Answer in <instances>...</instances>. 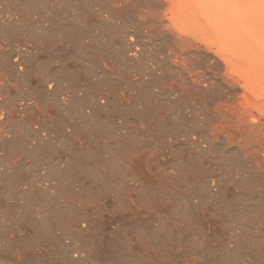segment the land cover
I'll return each mask as SVG.
<instances>
[{
	"label": "rangeland",
	"instance_id": "rangeland-1",
	"mask_svg": "<svg viewBox=\"0 0 264 264\" xmlns=\"http://www.w3.org/2000/svg\"><path fill=\"white\" fill-rule=\"evenodd\" d=\"M6 1H10L11 3H6ZM27 1H0V106L2 107H0V114L2 112L1 115H4L3 119L6 114L8 115L6 117L9 119L6 118L4 120L6 121L5 123H7V132H11L9 129L12 128L11 133L14 134L15 137L16 134L18 136L15 138L17 142L14 143L16 144L14 148L16 147L15 149L17 150L13 151L10 148L12 151L8 149L9 156H2L3 159L2 157L0 158V163H6L3 164V167L5 165V167L9 166L8 164H12L15 160L18 161L16 167H12L13 170L15 169L14 171L9 169L8 172L10 174L7 175L6 180V174L4 175L5 177H0V184L1 186L2 183L4 185L3 187L0 186V192L2 191V195L0 193V223L2 224H0V229L3 228L0 230V237L2 236L1 238H4L2 239L3 241L0 239V242H2V245L4 244V247L7 246L3 251H0V255H2L3 258L7 257V259H13L14 262L16 261V264H49L51 262L53 264H63L64 262V264H69L70 262L73 264H243L244 259L242 257L244 256H242L243 254H241V252L244 251V255L246 254V250L243 249L245 244H264V241H261L262 237L264 238V162L261 163L262 166L259 169L256 160H246L238 151L237 153L235 150L233 152V149L229 147V149L232 150L230 151L226 148L227 145L225 146L224 140L222 142L219 141V143L214 142L215 144L213 141H210L211 143L209 144L212 146H208L209 139L211 138V130H209V128L212 129L211 125L214 124L216 126L221 122L220 118H216L215 116L217 115L210 111L214 110L213 108L216 107L217 103L219 104L222 100L227 98L225 93L228 94V91H226L223 86L215 84L211 90L204 91L203 94L201 93L203 91H199L200 93L197 91L199 94H196V90L189 85V81L190 71L195 70L196 73L204 74L209 68L212 69L213 67V69H217L214 65L212 67L210 66L213 63L209 56L215 55L213 50L204 48L206 51L205 53H201V55L192 54L188 60V64L190 65L189 67H191L192 64L195 63L194 66L188 69L186 71L187 73L185 71L182 72L184 69L180 71L178 68L176 69V66H173V64L167 61L169 60L167 56L169 57L173 49L172 39L167 36L164 37L162 34L159 35L160 32H157V30H155V33L150 28V31L147 25L146 28H144L145 26H141L143 24H138L133 12H124L121 16L114 17L113 19L110 12L108 13L109 8L111 7L110 10H113L115 6L112 0H92L93 2H91V0H70L71 2L69 0H49V2L48 0H40L43 1L40 3L39 0ZM63 1L66 4H64L65 6L70 4L71 6L76 4V6L74 5L72 9H70L71 6H67L65 9L68 10L65 12L63 8L65 6H60L61 3H64ZM97 1L98 4L96 3ZM50 2L54 8L51 7ZM78 3L80 4L78 5ZM10 4L13 5L11 6ZM48 4L52 8H50L51 10L54 9V12L59 8L55 14L49 9V6L47 7ZM55 5L58 8H56ZM3 6H6L8 10ZM104 6L106 10V7H109L107 11L103 10ZM59 10L63 11V13H61V11L57 13ZM13 11L15 14H11ZM68 11L71 12V14ZM101 13H103V16H106L102 17V15H100ZM57 14H62V17H65L64 14H67L70 17L68 18V16H66L67 20H63L64 18L59 19L61 16H56ZM18 15H23L24 17ZM52 15L55 16L54 18L58 17V19L56 18L58 20L57 22L56 19L52 21ZM1 17H5V19H1ZM31 17L33 20H31ZM41 17L42 19H40ZM49 18L50 20H47ZM71 18L74 19L70 20ZM21 20L23 22H21ZM42 20H45L46 23ZM68 20H70L69 24L73 26V30L68 32L70 34L67 35L66 33V35H64L61 31L59 33L52 28L53 22L59 23L61 21L62 23L60 22L59 24L65 25L68 24ZM78 21L80 22L78 23ZM48 22L52 25L50 26ZM74 23L78 25L76 26ZM103 24L105 25L102 26ZM123 26L127 27L121 29ZM74 27H76L77 31ZM105 28H108V30ZM92 31H94V35L98 33L95 35L97 36L95 39L98 42L94 40L95 36ZM73 32L77 36H75ZM5 35L7 36L4 37ZM123 35L125 36V40L127 39L126 43L129 44L128 46L124 44ZM153 38H155V41ZM159 39H162V42ZM99 40L102 41L99 42ZM130 41L132 44L135 42L134 46ZM158 43H160V45ZM94 45H96V47H92ZM130 45L133 47V50L128 48L131 47ZM104 47L106 49H104ZM137 52H139V54ZM203 56L207 58V60ZM97 59L99 61H97ZM192 68H194V70ZM211 69L209 70L212 72L213 70ZM209 70L207 73H211ZM153 78L157 79L154 80ZM169 84H173L175 87L181 86L182 91L179 92L180 95L178 92H175V94H173V92L170 93L173 85ZM145 85L147 88H145ZM167 85L170 86V88ZM186 90L189 91L186 93ZM215 90H217L216 94H214ZM220 90H222V92H220ZM206 93L210 98H207L208 95ZM95 94L97 97H94L96 96ZM204 94L205 96L203 97ZM219 97L221 99H219ZM5 112L6 114H3ZM84 113H90V117L87 114L83 116ZM10 119L11 121H9ZM71 124L74 125L72 126ZM202 125L203 128L201 127ZM122 140H124V143H122ZM222 143H224V145ZM25 144L27 146H25ZM36 144L38 148L35 147ZM110 144H114L115 146H109ZM78 147L79 151L76 150ZM30 151L32 152L30 153ZM135 151L136 154H134ZM128 152L132 154H128ZM99 153L102 155L99 156ZM137 153L139 156L142 155L144 157L137 156ZM0 154L4 155L3 151L0 150ZM103 155L105 157H103ZM127 155H132L131 157L135 158V162L137 163L133 162L134 167L132 166L130 168L129 166L128 168ZM75 156L78 157L76 158ZM88 156H90V158ZM111 156L114 157V159ZM22 157L25 159H22ZM119 157H122V159ZM7 158L9 160L11 158L12 162H8L9 160ZM29 158L35 159L29 160ZM70 158H72V160H70ZM79 158L82 160L83 165L79 163L81 166L79 165L78 167L77 162H79ZM109 158L110 160L112 158L111 162L108 161ZM115 158L117 159L115 160ZM38 161L40 167H36V165H39ZM116 161H118V163ZM138 161H140V163H138ZM69 162L74 163L75 167L72 166L71 163V165H69ZM61 163L68 165L69 170L66 168V165ZM114 163L118 166H114ZM120 163H123V165ZM18 165H22L21 167L19 166L21 169ZM30 165L31 167H29ZM83 166H86V170ZM109 166L110 168L112 167L113 170L112 168L110 169ZM81 167L83 171L80 169ZM87 167H90L91 170L88 169L87 171ZM65 168L66 170H64ZM122 168L125 169L123 170ZM52 169H54V171ZM75 169L77 170L75 171ZM127 169H130L131 173L134 169V175L133 173H129L130 170L127 172ZM136 169L137 171H135ZM67 170L69 173H72L73 176L68 172H64ZM96 170L99 171L97 172ZM117 170L118 172H116ZM27 171H29L30 177ZM124 171H126V173H124ZM257 171H259L260 174ZM56 172L57 174L55 175ZM107 173L109 175L110 173L112 174L109 176ZM85 175L88 176L85 177ZM129 175L131 177H128ZM243 175L244 179L247 178L246 180L241 179ZM8 176H10V179L16 177L17 184L25 190L27 188H29L28 191L32 190V195L38 197L36 199L39 201V204L43 199L47 200L48 198H53L54 202H61L62 206L67 202L65 205L67 206L69 204V207L66 208L65 206L63 208L66 209L62 208V212H59L62 214L65 213V210L67 211L69 209V211L66 212L67 215L64 214L66 215L64 216L65 218H62L63 215L57 213L61 217L55 214V217H59V219L57 217L56 220L54 219L53 213H51L53 217L50 216L51 214H47L50 217L49 219H53V221L56 220L54 222L52 221L53 223H49L48 221H51L49 219L46 222L43 219L39 220V217L42 218V216H40V214H35L38 212V207L36 209L34 208L35 206L30 207V204H27L26 208L28 211L24 209L26 205L25 199L23 200L21 197V201L20 198H18L20 196H8V191L11 189L10 183L12 182V180H8ZM115 176L116 178H114ZM57 177L62 179L63 183L60 182ZM74 177L78 179L79 182L74 180ZM1 178L4 179V181ZM70 178L72 179L70 180ZM97 178H100L99 181ZM36 180L38 183H36ZM237 180L239 182H237ZM5 181L8 182L6 183ZM57 181L59 183H57ZM102 181L104 183H102ZM4 182L6 184H4ZM41 183L43 185H48L49 191L46 192L48 195L44 193V190L42 191L39 188V185L42 188ZM67 183L70 184L68 185ZM114 183L116 185H114ZM251 183L255 185L254 188L251 186L253 185ZM51 184L54 185L52 186ZM59 184H62L64 187H61L62 185L60 186ZM250 186L255 192L261 191L257 192L258 198L254 199V196L251 195L250 189L252 188ZM55 187L56 190H53ZM33 188L36 189L33 190ZM246 189L250 193H247ZM241 190L243 193H241ZM35 191L37 194H35ZM76 192H78L81 197ZM67 193L69 194L68 196ZM245 193L247 197H245L246 195L244 196ZM258 193L259 195L260 193L263 194L261 195L262 197L259 196ZM237 194L241 195V197ZM5 195L7 198L4 197ZM51 195H55L58 198ZM39 196L42 197L39 198ZM54 198L58 200L55 201ZM251 198H253L252 200H254V202H252ZM7 199L9 201H7ZM41 199L42 201L40 202ZM244 200H248L249 202L246 201L245 205ZM80 202L82 204H80ZM9 203L10 206L8 205ZM250 203L253 205H248ZM73 205L74 209L77 211L73 209ZM84 205L86 207H84ZM79 206H83V209ZM78 208H80V210L82 209V212ZM29 210L33 211V213ZM23 212H25L26 216H28L27 212L29 215L32 214L30 218L29 216L27 217L30 220L27 218L24 219L26 216L22 215ZM70 212L74 213V215H71L72 213ZM79 214L81 216H79ZM70 215L71 217H69ZM76 215L77 217H75ZM32 216L38 219H34V224L33 222H31L32 224L29 222L31 225L29 223L27 224L28 221H32ZM83 216L85 218H83ZM72 217L75 219L73 220ZM77 219L80 225L75 228L73 225ZM79 219H83V222ZM16 221L18 223H16ZM64 221L68 222L70 225L68 223L65 225ZM36 223H38V225L39 223L40 225L45 223L46 227L44 228H46V231L44 229H38ZM48 223L51 225L49 229L47 226ZM85 224L87 226L89 225L88 229ZM40 225V228L45 226L44 224L43 226ZM56 225L57 227L55 228ZM84 227L86 229H84ZM19 228L21 229L19 230ZM31 228L32 230L30 231ZM16 230L17 232H15ZM69 230L72 231L70 232ZM79 230H81V232L83 231V234ZM57 232L58 234L55 236ZM77 232H80L82 235ZM236 233L238 237L245 238L249 241L247 242L245 239L244 241L242 238H238L237 235H235ZM14 234L18 235L15 236ZM240 234L242 236H239ZM45 235L48 237L46 238ZM52 235H54L53 237L55 239L51 237ZM68 235L73 238H65V236L68 237ZM257 236L259 238H257ZM37 237L40 238V241ZM31 238L34 240H31ZM81 238L86 242L81 240ZM235 238L239 239V242H244V244H239V254L231 255ZM251 238H254V241ZM60 239H63V242ZM237 239L235 240V244ZM241 239L242 241H240ZM35 240L38 242L35 243ZM69 240L71 241L69 242ZM80 241L82 243H80ZM85 243L88 245L86 246ZM69 244H71V247ZM79 245L83 247H79ZM57 246L62 247L58 249ZM84 246L88 249L86 250ZM81 248L86 251H80ZM58 250L61 251L59 252ZM70 250L73 251V254H71L72 252ZM239 250L241 251L239 252ZM65 252L67 254L71 252V255L79 252L80 255H84L83 257H85L88 262L76 263L77 261L74 260L69 261L67 260L68 258H66L68 255H66ZM13 253L16 255L14 256ZM230 256H233L232 259ZM48 260L49 262H47ZM18 261L20 262L18 263Z\"/></svg>",
	"mask_w": 264,
	"mask_h": 264
},
{
	"label": "bare ground",
	"instance_id": "bare-ground-1",
	"mask_svg": "<svg viewBox=\"0 0 264 264\" xmlns=\"http://www.w3.org/2000/svg\"><path fill=\"white\" fill-rule=\"evenodd\" d=\"M1 2H2V0H0ZM27 1V0H26ZM34 1V0H33ZM32 1V2H33ZM37 1V0H36ZM51 1V0H50ZM58 1H60V0H58ZM57 1V2H58ZM66 1V0H65ZM68 1V0H67ZM70 1V0H69ZM71 1H73V0H71ZM70 1V2H71ZM113 1V3H114V9L113 10H110V8L109 7H106L107 8V10H108V8H109V10H108V13L110 12V15L112 16V18L114 19V17L116 18V17H118V16H121L124 12H133L134 14H135V18H136V21L138 22V24L140 23V24H143V25H141V26H145L144 28H146V25H147V27L149 28V30H150V28H151V30H153V32H155L156 33V31L155 30H157V32H160L159 33V35H163L164 37L165 36H167V37H169V38H171L172 39V41L171 42H173V49H172V52H171V54L169 55V54H166V55H169V57L167 56V59H169V60H167V61H169L171 64H173V66H176V69L178 68L180 71H181V69L183 70L182 72H186L188 69H190L192 66H194V64H192V66L191 67H189L190 65L188 64V60H189V58L191 57V55L192 54H199V55H201V53H205L206 51H205V49L204 48H208V49H211V50H213V52H214V54L215 55H212V56H209V58L211 57V60H212V65H210L211 67L214 65L215 66V68H217V69H213V67H212V69L211 68H209V69H211V70H213L211 73H207V71L204 73V74H202V73H196L195 72V70H194V68H192L194 71H190V83H189V85H191L195 90H196V94L199 92V91H203V92H201L202 94L204 93V91H209V89L211 90L212 89V87H214V85L215 84H218V85H220V86H223L224 88H225V90L226 91H228V94L227 93H225L226 94V96H227V98L225 99V97H224V99L225 100H222V102L221 103H217L216 104V107L215 108H213L214 110H212V111H210V112H214V114L215 115H217V116H215L216 118L217 117H219L220 118V120H221V122H219V124H217L216 126L213 124V125H211L212 127V129H210L209 128V130H211V138L209 139V142H208V146H212V145H210L209 143H211L212 141H213V143L214 142H218L219 143V141L220 142H222L223 140L225 141V146L227 145V147L226 148H228L229 149V147H230V149H233V152H234V150H235V152L237 153V151L240 153V155L244 158V159H254V160H256L257 161V164H258V168L260 169V167L262 166V164L261 163H263L264 162V0H112ZM7 2H10V1H6V3ZM22 2V1H21ZM28 2V1H27ZM30 2V1H29ZM40 2H43V1H40L39 0V3ZM48 2H49V0H48ZM64 2V1H63ZM70 2H69V4H70ZM91 2H93L92 0H91ZM111 2V1H110ZM11 3V2H10ZM13 3H14V1H13ZM24 3V2H23ZM31 3V2H30ZM29 3V4H30ZM34 3V2H33ZM33 3H32V5H33ZM38 3V2H37ZM47 3V2H46ZM61 3V2H60ZM68 3V2H67ZM97 4H98V1L96 2ZM102 3V2H101ZM4 4V3H3ZM2 4V5H3ZM9 4V3H8ZM29 4H26V5H29ZM35 4V3H34ZM43 4H45V3H43ZM56 4V3H55ZM61 4H63V5H61ZM60 4V6H65L66 4H65V2L64 3H61ZM65 4V5H64ZM80 3H78V5H79ZM1 5V4H0ZM11 5V4H10ZM13 5V4H12ZM11 5V6H12ZM31 5V4H30ZM50 5H51V2H50ZM59 5V4H58ZM75 6H76V4H74ZM73 5V6H74ZM81 5H83V4H81ZM80 5V6H81ZM102 5V4H101ZM106 5V4H105ZM7 6H9V5H7ZM11 6H9V7H11ZM16 6V5H15ZM15 6H13V7H15ZM21 6V5H20ZM25 6V5H24ZM49 6V4L47 5V7ZM59 6V7H60ZM67 6H71V4L70 5H67ZM67 6H65V7H63L64 9L67 7ZM73 6H71V8L70 9H72V7ZM98 6V5H97ZM109 6V5H108ZM3 7H6V6H3ZM29 7V6H28ZM31 7V6H30ZM33 7V6H32ZM35 7H36V5H35ZM51 7H53L52 5H51ZM50 6H49V9L51 8ZM55 7L56 8H58L56 5H55ZM78 7V6H77ZM92 7H94V6H92ZM99 7V6H98ZM7 8V7H6ZM38 8H39V6H38ZM44 8V7H43ZM54 8V7H53ZM55 8V9H56ZM79 8V7H78ZM81 8V7H80ZM100 8H101V6H100ZM103 8V7H102ZM12 9V8H11ZM21 9V8H20ZM30 9V8H29ZM41 9V8H40ZM52 9V8H51ZM50 9V10H51ZM59 9V8H58ZM58 9H56V11L58 10ZM60 9H61V7H60ZM1 10H3V9H1ZM7 10H8V8H7ZM6 10V11H7ZM13 10V9H12ZM35 10V9H34ZM63 10V9H62ZM68 10V9H67ZM66 9H65V12L67 11ZM103 10H106L105 9V6H104V9ZM106 10V11H107ZM5 11V10H4ZM20 11V10H19ZM22 11H23V9H22ZM22 11H20V12H22ZM31 11V10H30ZM51 11H53L54 12V9L53 10H51ZM55 11V12H56ZM61 10H59L57 13H59ZM64 11V10H63ZM63 11H61V13H63ZM9 12H10V10H9ZM17 12V11H16ZM27 12V11H26ZM32 12V11H31ZM35 12H36V10H35ZM42 12V11H41ZM52 12V13H53ZM55 12L53 13V14H55ZM69 12V11H68ZM101 12V11H100ZM104 12V11H103ZM128 12V13H129ZM12 13H14V11L13 12H11V14ZM25 13V12H24ZM34 13V12H33ZM38 13V12H37ZM36 13V14H37ZM43 13V12H42ZM44 13H45V11H44ZM51 13V12H50ZM70 14H71V12H69ZM68 13V14H69ZM77 13H78V11H77ZM9 14V13H8ZM15 14V13H14ZM26 14V13H25ZM35 14V13H34ZM47 14H49V13H47ZM69 14V15H70ZM79 14V13H78ZM77 14V15H78ZM24 15V14H23ZM21 16V15H18V16H20V17H24V16ZM31 15V14H30ZM44 15V14H43ZM46 15V14H45ZM100 15H102V17H105V16H103V13H101ZM107 15H109V14H107ZM131 15V14H130ZM7 16V15H6ZM5 16V17H6ZM11 16H13V15H11ZM38 16V15H37ZM40 16H41V13H40ZM49 16V15H48ZM47 16V17H48ZM53 16V15H52ZM51 16V17H52ZM56 16H61V17H59V19H61V18H64L63 20H67V17L66 16H68L67 14L65 15L64 14V16L66 17H62V14H57ZM71 16V15H70ZM70 16H68V18L70 17ZM80 16V15H79ZM5 17H1V19H5ZM14 17V16H13ZM19 17V18H20ZM50 17V16H49ZM55 16H53V19H52V21L54 20V19H58V17H56V18H54ZM75 17H76V14H75ZM109 17V16H108ZM124 17V16H123ZM15 18V17H14ZM18 18V19H19ZM32 18V17H31ZM38 18H39V16H38ZM45 18V17H44ZM79 18V17H78ZM119 18H121V17H119ZM127 18V17H126ZM17 19V18H16ZM22 19V18H21ZM37 19V18H36ZM40 19H42V17L40 18ZM56 19V22L58 21ZM72 19H74V18H71L70 20H72ZM77 19V18H76ZM6 20H7V18H6ZM12 20V19H11ZM27 20V19H26ZM31 20H33V18L31 19ZM46 20V19H45ZM45 20H42V21H45ZM47 20H50V18L49 19H47ZM70 20H68L69 22H68V24H63V25H61V24H59V23H55V22H53L52 23V21H51V23L53 24H51L50 22H48L49 23V25L51 26H53L52 28H54V30L57 32H59L60 33V31H61V33H63L64 35H66V33H67V35L68 34H70V33H68L69 31L71 32V30H73V26L72 25H70L69 23H70ZM78 20V19H77ZM83 20V19H82ZM100 20H102V19H100ZM107 20V19H106ZM129 20V19H128ZM4 21V20H3ZM16 21H19V20H16ZM15 21V22H16ZM41 21V20H40ZM73 21H75V20H73ZM72 21V22H73ZM110 21V20H109ZM114 21V20H113ZM120 21V20H119ZM121 21H122V19H121ZM7 22V21H6ZM5 22V23H6ZM21 22H23L22 20H21ZM36 22V21H35ZM80 21H78V23H79ZM107 22V21H106ZM130 22V21H129ZM25 23V22H24ZM34 23V22H33ZM40 23H43V22H40ZM45 23H46V21H45ZM62 23V22H61ZM66 23V22H65ZM86 23H87V21H86ZM90 23V22H89ZM88 23V24H89ZM100 23V22H99ZM103 23V22H102ZM101 23V24H102ZM104 23H105V21H104ZM111 23H113V22H111ZM110 23V24H111ZM128 23V22H127ZM133 23V22H132ZM134 23H136V22H134ZM1 24H2V22H1ZM13 24V23H12ZM36 24H38V23H36ZM75 24V23H74ZM108 24V23H107ZM5 25H7V24H5ZM33 25V24H32ZM39 25V24H38ZM37 25V26H38ZM42 25V24H41ZM41 25H40V27H41ZM76 25V24H75ZM78 25V24H77ZM76 25V26H77ZM105 24H103L102 26H104ZM4 26V25H3ZM12 26V25H11ZM16 26V25H15ZM29 26V25H28ZM100 26V25H99ZM101 26V27H102ZM108 26V25H107ZM139 26V25H138ZM140 26V27H141ZM6 27V26H5ZM31 27V26H30ZM33 27V26H32ZM46 27H47V25H46ZM106 27V26H105ZM109 27V26H108ZM111 27V26H110ZM125 27H127V26H125ZM124 26L123 27H121V29L123 28H125ZM140 27H139V31H140ZM25 28V27H24ZM37 28V27H36ZM35 28V29H36ZM44 28H45V26H44ZM50 28V27H49ZM51 28V29H52ZM75 28V30H76V27H74ZM79 28V27H78ZM83 28V27H82ZM81 28V29H82ZM142 28V27H141ZM40 29H42V28H40ZM47 29V28H46ZM86 29V28H85ZM106 29V28H105ZM110 29V28H109ZM129 29V28H128ZM127 29V30H128ZM15 30V29H14ZM16 30H17V28H16ZM36 30H38V29H36ZM53 30V31H54ZM103 30H104V28H103ZM106 30H108V28L106 29ZM131 30V29H130ZM150 30V31H151ZM158 30H160V31H158ZM40 31V30H39ZM77 31V30H76ZM99 31V30H98ZM97 31V32H98ZM129 31V30H128ZM127 31V32H128ZM4 32V31H3ZM38 32V31H37ZM46 32V31H45ZM50 32H51V30H50ZM84 32H86V31H84ZM91 32V31H90ZM93 32V35H94V31H92ZM103 32V31H102ZM105 32V31H104ZM108 32V31H107ZM123 32V31H122ZM2 33V32H1ZM47 33V32H46ZM52 33V32H51ZM81 33H83V32H81ZM88 33V32H87ZM101 33V32H100ZM99 33V34H100ZM125 33V32H124ZM132 33H133V31H132ZM140 33V32H139ZM151 33V32H150ZM35 34V33H34ZM73 34L75 35V36H77L74 32H73ZM90 34V33H89ZM98 34V33H97ZM97 34H95V35H97ZM108 34H109V32H108ZM1 35V34H0ZM52 35H53V33H52ZM88 35V34H87ZM94 35V36H95ZM105 35V34H104ZM159 35H158V37H159ZM7 35H5L4 37H6ZM36 36H37V34H36ZM79 36V35H78ZM90 36V35H89ZM124 36V35H123ZM127 36H128V34H127ZM156 36V35H155ZM97 36H95L94 37V40H96L95 38H96ZM100 37H101V35H100ZM162 37V36H161ZM163 37V38H164ZM57 38H58V36H57ZM60 38V37H59ZM110 38V37H109ZM157 38V37H156ZM77 39V38H76ZM91 39V38H90ZM93 39V38H92ZM98 39H99V37H98ZM106 39V38H105ZM132 39V38H131ZM150 39V38H149ZM155 38H153V40H154ZM1 40V39H0ZM58 40V39H57ZM79 40V39H78ZM160 40V39H159ZM162 40V39H161ZM160 40V41H161ZM164 40V39H163ZM3 41V40H2ZM1 41V42H2ZM39 41V40H38ZM92 41V40H91ZM90 41V42H91ZM97 41V40H96ZM100 41H102V40H99V42ZM106 41V40H105ZM132 41V40H131ZM131 41H130V43H131ZM155 41V40H154ZM169 41V40H168ZM89 42V43H90ZM98 42V41H97ZM109 42V41H108ZM108 42H106V43H108ZM125 42V43H124ZM124 44H126V46H128L129 44L128 43H126L127 42V39L125 40V36H124ZM157 42V41H156ZM162 42V41H161ZM170 42V43H171ZM101 43H103V42H101ZM101 43H99V44H101ZM110 43V42H109ZM135 43V42H134ZM134 43L132 44L133 46H134ZM93 44V43H92ZM98 44V43H97ZM96 44V45H97ZM159 45H160V43H158ZM164 44V43H163ZM172 44V43H171ZM96 45H94V46H92V47H96ZM165 45V44H164ZM108 46V45H107ZM131 46V45H130ZM170 47V46H169ZM83 48V47H82ZM122 48V47H121ZM129 49H132L133 50V47L131 46V47H128ZM85 49V48H84ZM102 49H103V46H102ZM104 49H106L105 47H104ZM109 49V48H108ZM164 49V48H163ZM158 50H160V49H158ZM169 50V49H168ZM85 51H88V50H85ZM96 51V50H95ZM102 51H104V50H102ZM107 51V50H106ZM127 51H129V50H127ZM161 51V50H160ZM89 52V51H88ZM170 52V51H169ZM168 52V53H169ZM107 53V52H106ZM138 54H139V52H137ZM87 54H89V53H87ZM97 54V53H96ZM102 54V53H101ZM194 54V55H195ZM134 55H135V53H134ZM207 55H208V53H207ZM210 55V54H209ZM90 56V55H89ZM92 56V55H91ZM132 57V56H131ZM193 57V56H192ZM201 57V56H200ZM204 57V56H203ZM207 57V56H206ZM90 58V57H89ZM93 58V57H92ZM199 58V57H198ZM205 58V57H204ZM200 59V58H199ZM206 60H207V58H205ZM96 60V59H95ZM192 60V59H191ZM201 60V59H200ZM92 61V60H91ZM97 61H99L98 59H97ZM166 61V60H165ZM93 62H94V60H93ZM195 62V61H194ZM193 63V62H192ZM96 64H98V63H96ZM171 64H168V65H171ZM22 66V65H21ZM172 66V67H173ZM175 68V67H174ZM24 69V68H23ZM25 70H26V68H25ZM21 71H22V69H21ZM204 71V70H203ZM192 72H194V73H192ZM200 72H202V71H200ZM187 73V72H186ZM186 73H185V75H186ZM189 73V72H188ZM207 73V74H206ZM142 79V78H141ZM154 80H156L157 78H153ZM3 81V80H2ZM144 81H146V80H144ZM185 81V80H184ZM155 82V81H154ZM175 84V83H174ZM181 84V83H180ZM1 85V84H0ZM144 85V84H143ZM169 85H173V84H169ZM178 85V84H177ZM182 85V84H181ZM217 85V86H218ZM162 86V85H161ZM168 86V85H167ZM174 86V87H173ZM172 86V88H171V90H170V93H172L173 92V94H175V92L177 93L178 92V94L180 95V93L179 92H181L182 91V87L180 86V87H175V85H173ZM179 86V85H178ZM183 86V85H182ZM184 86H186V85H184ZM219 86V87H220ZM49 87V86H48ZM169 88H170V86H168ZM1 88V87H0ZM145 88H147L146 87V85H145ZM163 88V87H162ZM161 88V89H162ZM167 88V87H166ZM184 88V87H183ZM216 88H218V87H216ZM215 88V89H216ZM220 88H222V87H220ZM160 90V89H159ZM163 90H164V88H163ZM163 90H161V91H163ZM189 90H186V93L188 92ZM198 91V92H197ZM216 91L217 90H215L214 92H212V93H214V94H216ZM218 91H219V89H218ZM191 92V91H190ZM193 92H194V90H193ZM220 92H222V90H220ZM141 93V92H140ZM167 93V92H166ZM186 93H184V94H186ZM200 93V92H199ZM198 93V94H199ZM208 93V92H207ZM206 93V94H207ZM218 93V92H217ZM139 94V93H138ZM137 94V95H138ZM210 94V93H209ZM218 94H220V93H218ZM96 95V94H95ZM189 95V94H188ZM201 95V94H200ZM208 95V94H207ZM206 95V96H207ZM213 95V94H212ZM100 96V95H99ZM98 96V97H99ZM183 96V95H182ZM185 96V95H184ZM196 96H198V95H196ZM205 96V94L203 95V97ZM209 96V95H208ZM207 96V98H210V96L208 97ZM94 97H97V95L96 96H94ZM106 97V96H105ZM138 97H139V95H138ZM202 98V97H201ZM212 98H213V96H212ZM211 98V99H212ZM96 99V98H95ZM98 99V98H97ZM219 99H221L220 97H219ZM26 103V102H25ZM94 103V102H93ZM204 104V103H203ZM206 104V103H205ZM0 105H1V103H0ZM80 105H81V103H80ZM206 106V105H205ZM1 107V106H0ZM82 107V106H81ZM2 108V107H1ZM87 108V107H86ZM100 108V107H99ZM137 108V107H136ZM143 108V107H142ZM4 109V108H3ZM147 109V108H146ZM149 109V108H148ZM206 109H207V107H206ZM15 110V109H14ZM134 110H135V108H134ZM137 110V109H136ZM139 110H140V108H139ZM211 110V109H210ZM6 111V110H5ZM85 111V110H84ZM81 112V111H80ZM137 112H139V111H137ZM13 113V112H12ZM12 113H10V114H12ZM14 113H15V111H14ZM83 113V112H82ZM135 113V112H134ZM142 113H144V112H142ZM146 113H148V112H146ZM1 114H2V112H1ZM0 114V150L1 151H3V153H4V155H2V154H0V158L3 156V157H7V156H9L8 154H9V151H8V149H12L13 151H16L17 149H15L14 148V145H16V144H14L15 142H17L16 140H15V138L16 137H18L17 136V134H16V137H15V135L14 134H12L11 132H12V128L11 129H9V127H8V129L9 130H11V132H7L8 130H6V124L7 123H5L6 121H4L6 118H8V117H6V116H8L7 114H6V112L5 113H3V114H6V116H5V118L3 119V116L4 115H1ZM19 114V113H18ZM85 114H87V113H84L83 114V116L85 115ZM90 114V113H89ZM89 114H87V115H89ZM136 114V113H135ZM139 114V113H138ZM13 115V114H12ZM79 115V114H78ZM81 115V114H80ZM137 115V114H136ZM143 115V114H142ZM145 115V114H144ZM213 115V114H212ZM146 116V115H145ZM9 117H11V116H9ZM13 117V116H12ZM15 117V116H14ZM82 117V116H81ZM89 117H90V115H89ZM143 117V116H142ZM214 117V118H215ZM64 118V117H63ZM3 119V120H2ZM9 119V118H8ZM83 119V118H82ZM42 120V119H41ZM87 120V119H86ZM205 120V119H204ZM4 121V122H3ZM9 121H11V119L9 120ZM89 121V120H88ZM82 122H83V120H82ZM4 123H5V126H4ZM46 123V122H45ZM62 123V122H61ZM60 123V124H61ZM77 123V122H76ZM13 124V123H12ZM64 124V123H63ZM86 124V123H85ZM72 126L74 125V124H71ZM204 125V124H203ZM203 125L201 126L202 128H203ZM7 126H9V125H7ZM86 126V125H85ZM213 126H215V127H213ZM11 127H13V126H11ZM76 127H77V125H76ZM75 127V128H76ZM85 128V127H84ZM201 129V128H200ZM14 130V129H13ZM16 130H17V128H16ZM91 130H93V129H91ZM100 130H102V129H100ZM208 130V131H209ZM75 131V130H74ZM207 131V132H208ZM18 132V131H17ZM90 132H92V131H90ZM107 132V131H106ZM202 132V131H201ZM205 132V131H204ZM203 132V133H204ZM11 133V134H10ZM13 133H14V131H13ZM16 133V132H15ZM94 133V132H93ZM100 133V132H99ZM10 134V135H9ZM69 134V133H68ZM92 134V133H91ZM205 134H207V133H205ZM19 135V134H18ZM22 135V134H21ZM93 135V134H92ZM96 135V134H95ZM94 135V136H95ZM103 135V134H102ZM23 136V135H22ZM19 137H20V135H19ZM65 137V136H64ZM35 138V137H34ZM99 138V137H98ZM191 138V137H190ZM206 138H207V136H206ZM212 139V140H211ZM15 140V141H14ZM119 140V139H118ZM126 140V139H125ZM206 140H208V139H206ZM31 141V140H30ZM68 141V140H67ZM114 141V140H113ZM128 141V140H127ZM211 141V142H210ZM32 142V141H31ZM33 142H34V140H33ZM107 142V141H106ZM119 142V141H118ZM117 142V143H118ZM206 142V143H207ZM37 143V142H36ZM109 143H111V142H109ZM122 143H124V140H122ZM121 143V144H122ZM19 144V143H18ZM27 144V143H26ZM25 144V146H27V145H29V144H27L26 145ZM115 144V143H114ZM113 144V145H114ZM215 144V143H214ZM214 144H213V147H214ZM223 145H224V143H222ZM20 145V144H19ZM32 145V144H31ZM77 145V144H76ZM107 145V144H106ZM113 145H109V146H112L113 147ZM118 145V144H117ZM117 145H116V147H117ZM72 146V145H71ZM108 146V147H109ZM115 146V145H114ZM120 146V145H119ZM122 146V145H121ZM124 146V145H123ZM131 146V145H130ZM22 147V146H21ZM24 147V146H23ZM31 147H33V146H31ZM35 147H37V144H36V146ZM74 147V146H73ZM134 147V146H133ZM133 147H132V149H133ZM20 148V147H19ZM38 148V147H37ZM76 148V147H75ZM110 148V147H109ZM120 148V147H119ZM10 149V150H11ZM22 149V148H21ZM20 149V150H21ZM34 149V148H33ZM33 149H32V151H33ZM102 149V148H101ZM115 149V148H114ZM122 149V148H121ZM137 149V148H136ZM229 149V150H230ZM11 150V151H12ZM28 150V149H27ZM31 150V149H30ZM37 150V149H36ZM76 150H78L79 151V147H78V149H76ZM111 150H112V148H111ZM110 150V151H111ZM129 150V149H128ZM19 151V150H18ZM23 151V150H22ZM21 151V152H22ZM32 151H30V153L32 152ZM116 151V150H115ZM120 151V150H119ZM133 151V150H132ZM142 151V150H141ZM230 151H232V150H230ZM28 152V151H27ZM26 152V153H27ZM37 152V151H36ZM114 152V151H113ZM123 152V151H122ZM121 152V153H122ZM143 152V151H142ZM17 153V152H16ZM87 153V152H86ZM116 153V152H115ZM117 153H119V152H117ZM130 152H128V154H129ZM138 153H141V152H138ZM137 153V154H138ZM229 153V152H228ZM239 153H238V155H239ZM28 154V153H27ZM33 154H35V153H33ZM81 154V153H80ZM88 154H89V152H88ZM100 154V153H99ZM126 154V153H125ZM130 154H132V153H130ZM134 154H136V151H135V153ZM235 154V153H234ZM19 155V154H18ZM22 155V154H21ZM24 155V154H23ZM31 155V154H30ZM78 155V154H77ZM98 155V154H97ZM102 154H100L99 156H101ZM120 155V154H119ZM32 156V155H31ZM30 156V157H31ZM132 156V155H131ZM131 156H128L127 155V157H128V160H127V165H128V168H129V166H130V168L133 166V162H135V158H132ZM137 156H139V154L137 155ZM140 156H142V155H140ZM139 156V157H140ZM3 157H2V159H3ZM13 157V156H12ZM20 157V156H19ZM18 157V158H19ZM26 157V156H25ZM28 157V156H27ZM34 157H35V155H34ZM37 157H38V154H37ZM46 157V156H45ZM65 157V156H64ZM64 157H63V159H64ZM76 158L78 157V156H75ZM89 158H90V156H88ZM103 157H105L104 155H103ZM112 157V156H111ZM142 157H144V156H142ZM239 157V156H238ZM241 157V158H242ZM40 158V157H39ZM66 158V157H65ZM69 158V157H68ZM101 158V157H100ZM113 159H114V157H112ZM112 158H111V160H112ZM119 158H121L122 159V157H119ZM124 158V157H123ZM130 158V159H129ZM242 158V159H243ZM4 159H6V158H4ZM8 159V158H7ZM22 159H25V158H23L22 157ZM31 159H35V158H29V160H31ZM117 158H115V160H116ZM9 160V159H8ZM7 160V161H8ZM11 160V161H10ZM10 160L8 161V162H12V159L10 158ZM38 160V159H37ZM36 160V161H37ZM43 160V159H42ZM42 160H41V162H42ZM61 160V159H60ZM70 160H72V158H70ZM69 160V161H70ZM111 160H110V158L108 159V161H110L111 162ZM245 160V161H246ZM253 160V161H254ZM2 161V160H1ZM4 161V160H3ZM6 161V162H7ZM44 161V160H43ZM68 161V160H67ZM74 161H77V160H74ZM74 161H72V162H74ZM79 162H77L78 163V167H79V165L80 164H82L83 162H82V160L79 158V160H78ZM107 161V160H106ZM125 161V160H124ZM256 161H254V162H256ZM7 162V163H8ZM24 162H26V161H24ZM96 162V161H95ZM103 162V161H102ZM105 162V161H104ZM117 163H118V161H116ZM121 162V161H120ZM17 163H18V161H14L12 164H8L9 166H7V167H3V164H6V163H3L2 164V162L0 163V177H2V176H4L5 174H6V177H5V180H6V178H7V175L8 174H10L8 171H9V169H12V167H16V165H17ZM33 163V162H32ZM31 163V164H32ZM67 163V162H66ZM71 162H69V165H71L72 164V166H74L75 167V165H74V163H71ZM76 163V162H75ZM80 163V164H79ZM85 163V162H84ZM109 163V162H108ZM135 163H137V162H135ZM138 163H140V161H138ZM33 164H35V163H33ZM38 164H39V161H38ZM43 164V163H42ZM41 164V165H42ZM60 164V163H59ZM61 164H63V163H61ZM110 164V163H109ZM121 165H123V163H120ZM256 164V163H255ZM25 165V164H24ZM36 165V164H35ZM63 165H66V164H63ZM83 165V164H82ZM88 165V164H87ZM86 165V166H87ZM97 165H99V164H97ZM105 165V164H104ZM108 165V164H107ZM114 166L116 165V163H114L113 164ZM112 165V166H113ZM126 165V166H127ZM264 165V164H263ZM20 165H18V167H19ZM22 166V165H21ZM20 166V167H21ZM40 167V164L39 165H36V167ZM44 166V165H43ZM50 166V165H49ZM48 166V167H49ZM76 166V167H77ZM81 166V165H80ZM86 166H83V168L85 169L86 168ZM89 166H92V165H89ZM110 166H111V164H110ZM110 166H109V168H110ZM114 166H113V168H114ZM116 166H118V165H116ZM120 166V165H119ZM17 167V168H18ZM19 167V168H20ZM25 167V166H24ZM24 167H23V169H24ZM29 167H31V165L29 166ZM34 167V166H33ZM70 167V166H69ZM94 167V166H93ZM92 167V168H93ZM98 167V166H97ZM124 167H125V165H124ZM134 167V166H133ZM264 167V166H263ZM42 168V167H41ZM40 168V169H41ZM61 168H62V166H61ZM66 168L69 170V168H68V165H66ZM66 168L64 169V170H66ZM82 167L80 168L81 170L83 169ZM96 168V167H95ZM99 168V167H98ZM97 168V169H98ZM108 168V169H109ZM112 168V167H111ZM110 168V169H111ZM113 168H112V170H113ZM116 168V167H115ZM119 168V167H118ZM127 168V167H126ZM21 169V168H20ZM26 169V168H25ZM31 169V168H30ZM34 169H35V167H34ZM44 169V168H43ZM45 169H47V168H45ZM56 169V168H55ZM77 169H79V168H77ZM77 169H75V171L77 170ZM88 169H90V167L88 168L87 167V171H88ZM120 169V168H119ZM123 170L125 169V168H122ZM13 170V169H12ZM15 170V169H14ZM13 170V171H14ZM48 170V169H47ZM51 170V169H50ZM53 171H54V169H52ZM57 170V169H56ZM63 170V169H62ZM61 170V171H62ZM68 170L67 171H64V172H68ZM72 170V169H71ZM70 170V171H71ZM86 170V169H85ZM91 170V169H90ZM95 170V169H94ZM100 170V169H99ZM98 170V171H99ZM128 170H130V169H127V172H128ZM30 171V170H29ZM29 171H27V173L29 172ZM36 171H37V169H36ZM44 171H46V170H44ZM72 171H74V170H72ZM79 171V170H78ZM83 171V170H82ZM97 171V170H96ZM97 171V172H98ZM111 171V170H110ZM109 171V172H110ZM120 171V170H119ZM122 171V170H121ZM134 169L132 170V173H133V175H134ZM135 171H137V169L135 170ZM256 171V170H255ZM22 172V171H21ZM24 172V171H23ZM31 172L33 173V171L31 170ZM38 172V171H37ZM40 172H43V171H40ZM47 172V171H46ZM51 172V171H50ZM60 172V171H59ZM81 172V171H80ZM93 172V171H92ZM114 172V171H113ZM116 172H118V170L116 171ZM123 172V171H122ZM258 173H259V171H257ZM12 173V172H11ZM14 173V172H13ZM53 173V172H52ZM69 173V172H68ZM77 173V172H76ZM83 173V172H82ZM81 173V174H82ZM124 173H126V171H124ZM124 173H123V175H124ZM130 174H132L131 173V170H130V172H129ZM264 173V172H263ZM20 174V173H19ZM26 174V173H25ZM29 174V173H28ZM47 174V173H46ZM51 174V173H50ZM57 174V172L55 173V175ZM70 175H72V173H69ZM78 174H80V173H78ZM84 174H85V172H84ZM98 174V173H97ZM97 174H96V177H97ZM100 174V173H99ZM108 174V173H107ZM112 173H110V175H111ZM115 174V173H114ZM116 174H118V173H116ZM120 174H122V173H120ZM136 174V173H135ZM260 174V173H259ZM14 175V174H13ZM65 175V174H64ZM75 175V174H74ZM109 175V174H108ZM109 175V176H110ZM132 175V176H133ZM11 176V175H10ZM10 176H8L9 178H8V180H12V182L10 183V187H11V189H10V191H8L9 192V194H8V196L9 195H14L15 197H18V196H20V197H18V198H20V200L22 201V198H23V200L25 199V208L24 209H27L26 207H27V204H30V207L31 206H35L34 208H36L37 209V207H38V212L37 213H35V214H40V216H42V218L41 217H39V215H38V217H39V220H45V222L50 218L49 217V215L51 214V213H53L54 214V219H56L59 215H63V217L62 218H65L64 216H66L67 214H66V212L67 211H69V209L66 211L65 210V213H62V214H60L62 211V208L63 207H65L66 205V203L64 204V206H62V203L61 202H57L56 200H58V199H55L57 196H59V195H57V196H55V195H51V196H55V201L56 202H54L53 201V198L52 199H50V198H48V199H50V200H46V199H43V201H42V199L40 200V204L38 203L39 201L36 199V198H38V197H35V196H33L32 195V190L31 191H28L29 190V188H27L26 190L23 188V187H20L18 184H17V179H16V177L14 178V179H16V180H14V179H10ZM73 176V175H72ZM76 176V175H75ZM83 176V175H82ZM86 176H88V175H85V177ZM119 176V175H118ZM117 176V177H118ZM21 177V176H20ZM29 177H30V174H29ZM28 177V178H29ZM53 177H55V176H53ZM61 177V176H60ZM63 177V176H62ZM65 177V176H64ZM100 177V176H99ZM122 177V176H121ZM120 177V178H121ZM124 177V176H123ZM125 177L127 178V176H126V174H125ZM128 177H131L130 175L128 176ZM134 177V176H133ZM22 178H25V177H22ZM42 178V177H41ZM40 178V179H41ZM47 178H48V176H47ZM58 179H59V177H57ZM66 178H68V177H66ZM82 178V177H81ZM80 178V179H81ZM101 178V177H100ZM99 178V179H100ZM103 178V177H102ZM111 178V177H110ZM114 178H116V176L114 177ZM136 178V177H135ZM2 179V178H1ZM34 179V178H33ZM38 179V178H37ZM72 178H70V180H71ZM83 179V178H82ZM81 179V180H82ZM98 179V178H97ZM99 179H98V181H99ZM123 179V178H122ZM239 179H240V177H239ZM241 179H244V175H243V178H241ZM247 178H245L244 180H246ZM3 181H4V179H2ZM26 180H27V178H26ZM39 180V179H38ZM49 180V179H48ZM51 180V179H50ZM60 180V182H62L63 183V180L62 179H59ZM65 180V179H64ZM74 180H76V181H78V179H76L75 177H74ZM90 180V179H89ZM251 180H252V176H251ZM23 181H25V180H23ZM31 181V180H30ZM47 181V180H46ZM66 181H68V180H66ZM66 181H64V182H66ZM83 181V180H82ZM104 181H105V179H104ZM6 183L8 182V181H5ZM4 182V184H6ZM26 182H28V181H26ZM25 182V183H26ZM34 182V181H33ZM49 182V181H48ZM79 182V181H78ZM107 182H110V181H107ZM237 182H239L238 180H237ZM243 182H246V181H243ZM248 182V181H247ZM36 183H38L37 182V180H36ZM57 183H59L58 181H57ZM70 183H71V181H70ZM69 183V184H70ZM75 183V182H74ZM102 183H104L103 181H102ZM106 183V182H105ZM31 184V183H30ZM34 185H36L35 183H33ZM68 184V183H67ZM68 184V185H69ZM87 184V183H86ZM97 184V183H96ZM240 184V183H239ZM251 184H253V183H251ZM250 184V185H251ZM24 185V184H23ZM27 185V184H26ZM41 185H42V188L40 187V185H39V188L43 191L44 190V193H46V192H48L49 191V188H48V185H43L42 183H41ZM52 185V184H51ZM54 185V184H53ZM52 185V186H53ZM56 185V184H55ZM60 185V184H59ZM62 185V184H61ZM60 185V186H61ZM68 185H66V186H68ZM106 185H108V184H106ZM114 185H116L115 183H114ZM0 186H1V184H0ZM4 185H3V183H2V186L1 187H3ZM9 186V185H8ZM28 186H29V184H28ZM27 186V187H28ZM36 186H38V185H36ZM35 186V187H36ZM76 186V185H75ZM86 186V185H85ZM98 186V185H97ZM253 188H254V184L253 185H251ZM250 186V187H251ZM259 186V185H258ZM264 186V185H263ZM57 187V186H56ZM56 187H55V189L53 188V190H56ZM61 187H64L63 185L61 186ZM69 187H71V186H69ZM69 187H67V188H69ZM73 187V186H72ZM78 187V186H77ZM76 187V188H77ZM93 187V186H92ZM95 187V186H94ZM251 187V188H252ZM257 187V186H256ZM255 187V188H256ZM9 188V187H8ZM7 188V189H8ZM38 188V187H37ZM52 188V187H51ZM59 188V187H58ZM74 188V187H73ZM75 188V189H76ZM91 188V187H90ZM96 188V187H95ZM94 188V189H95ZM253 188L252 189H250V191H251V195L252 196H254V199H256V198H258L257 197V192H261V191H254L253 190ZM5 189V188H4ZM36 188H33V190H35ZM74 189V190H75ZM9 190V189H8ZM38 190V189H37ZM36 190V191H37ZM40 190V191H41ZM73 190V191H74ZM96 190V189H95ZM247 190V189H246ZM256 190H258V189H256ZM36 191H35V194H37L36 193ZM60 191V190H59ZM81 191V190H80ZM67 192V191H66ZM69 192H70V190H69ZM71 192H72V190H71ZM1 193V195H2V191L0 192ZM4 193V192H3ZM39 193V192H38ZM50 193V192H49ZM55 193V192H54ZM57 193V192H56ZM77 194H78V192H76ZM76 193H72V194H76ZM81 193V192H80ZM240 193V192H239ZM241 193H243L242 192V190H241ZM247 193H250V192H248V190H247ZM263 193V192H262ZM34 194V193H33ZM34 194V195H35ZM51 194H52V192H51ZM60 194V193H59ZM41 195V194H40ZM43 195V194H42ZM46 195H48V193H46ZM50 195V194H49ZM60 195H62V194H60ZM69 194L67 193V196H68ZM79 195V194H78ZM237 195H239V194H237ZM243 195V194H242ZM246 195V196H245ZM258 195H259V193H258ZM261 195H263V194H261L260 193V195L259 196H261ZM44 196V195H43ZM50 196V197H51ZM80 196V195H79ZM240 197H241V195H239ZM244 196L245 197H247V194L245 193L244 194ZM5 198H7V196L5 195L4 196ZM13 197V196H12ZM22 197V198H21ZM34 197H35V199H34ZM42 197V196H41ZM40 196H39V198H41ZM46 197V196H45ZM64 197H65V195H64ZM81 197V196H80ZM262 197V196H261ZM260 197V198H261ZM263 197H264V195H263ZM47 198V197H46ZM58 198V197H57ZM66 198V197H65ZM69 198V197H68ZM68 198H67V200H68ZM75 198H78V197H75ZM1 199V198H0ZM15 199H17V198H15ZM63 199V198H62ZM70 199V198H69ZM78 199H80V198H78ZM241 199V198H240ZM242 199H243V197H242ZM253 198H251V200H252ZM264 199V198H263ZM263 199H262V201H263ZM17 200H19V199H17ZM19 200V201H20ZM45 200V201H44ZM72 200V199H71ZM70 200V201H71ZM259 200V199H258ZM7 201H9L8 199H7ZM7 201H5V202H7ZM18 201V202H19ZM69 201V200H68ZM73 201V200H72ZM246 201H248V200H246ZM246 201L244 200V202H245V205H246ZM249 201H250V199H249ZM248 201V202H249ZM262 201H260V202H262ZM0 202H1V200H0ZM15 202V201H14ZM45 202V203H44ZM252 202H254V200H252ZM255 202H258V201H255ZM3 203V202H2ZM79 203V202H78ZM259 203V202H258ZM1 204V203H0ZM4 204V203H3ZM2 204V205H3ZM6 204V203H5ZM43 204V205H42ZM75 204H77V203H75ZM80 204H82L81 202H80ZM9 206H10V203L8 204ZM7 205V206H8ZM20 205V204H19ZM24 205V204H23ZM69 205V204H68ZM66 206V208L67 207H69V206ZM248 205H253L252 203H250V204H248ZM247 205V206H248ZM263 205V204H262ZM14 206H15V204H14ZM21 206H22V204H21ZM71 206H72V204H71ZM221 206V205H220ZM255 206V205H254ZM18 207V206H17ZM23 207V206H22ZM29 207V206H28ZM80 208L82 207V209H83V206H79ZM84 207H86L85 205H84ZM253 207V206H252ZM9 208H11V207H9ZM20 208V207H19ZM33 208V207H32ZM32 208H31V210H32ZM33 208V209H34ZM66 208H63V209H66ZM75 208H77V207H75ZM80 208H78L79 210H80ZM88 208V207H87ZM1 209V208H0ZM12 209H14V208H12ZM22 209V208H21ZM30 209V208H29ZM35 209V210H36ZM71 209V208H70ZM73 209H74V205H73ZM72 209V210H73ZM81 209V210H82ZM219 209H220V207H219ZM223 209V208H222ZM31 210H29V211H31ZM34 210V211H35ZM71 210V211H72ZM74 210H76V209H74ZM80 210V211H81ZM2 211H3V209H2ZM5 211H6V209H5ZM8 211V210H7ZM13 211V210H12ZM27 211H28V209H27ZM61 211V212H60ZM77 211V210H76ZM75 211V212H76ZM226 211V210H225ZM25 212H26V210H25ZM25 212H23V214L22 215H25L26 216V214H25ZM32 213H33V211H31ZM60 212V213H59ZM74 212V211H73ZM79 212V211H78ZM82 212V211H81ZM222 212V211H221ZM227 212V211H226ZM7 213V212H6ZM8 213H10V212H8ZM59 215H58V214ZM70 213H72V212H70ZM1 214V213H0ZM47 214H49V215H47ZM55 214H57L58 216L57 217H55L56 215ZM64 214H66V215H64ZM81 214V213H80ZM79 214V216H81ZM18 215V214H17ZM27 215L29 216V218H30V216L32 215H29V213L27 212ZM71 215H74V213H72ZM71 215L69 216V217H71ZM222 215V214H221ZM2 216V215H1ZM18 216H20V215H18ZM28 216H26V217H24V219L25 218H27ZM34 216V215H33ZM31 217L32 218V221H28L27 222V224L30 222H33V224H34V219L35 218H37V217ZM37 216V215H36ZM50 216H52V214L50 215ZM8 217V216H7ZM21 217V216H20ZM23 217V216H22ZM53 217V216H52ZM51 217V218H52ZM59 217H61V216H59ZM59 217H58V219H59ZM75 217H77V215L75 216ZM18 218V217H17ZM16 218V219H17ZM29 218H27L28 220H30ZM41 218V219H40ZM80 218V217H79ZM83 218H85L84 216H83ZM8 219V218H7ZM23 219V220H24ZM26 219V220H27ZM38 219V218H37ZM61 219V218H60ZM66 219H68V218H66ZM69 219H71V218H69ZM72 219L74 220L75 218H73L72 217ZM71 219V220H72ZM3 220V219H2ZM12 220V219H11ZM19 220H20V218H19ZM49 220H51V219H49ZM57 220V219H56ZM56 220H54V221H56ZM65 220V219H64ZM70 220V221H71ZM80 220V219H79ZM83 220V219H82ZM82 220H80V221H82ZM17 221H18V219H17ZM16 221V223H18ZM38 221V220H37ZM36 221V222H37ZM53 221V219L51 220V221H48L49 223L50 222H52ZM53 221V222H54ZM78 221V219L76 220V222L74 223V225H73V227L75 226V228L76 227H79V225H80V223H78L77 222ZM85 221V220H84ZM2 222V221H1ZM21 222H22V220H21ZM52 222V223H53ZM58 222H60V221H58ZM83 222V221H82ZM6 223V222H5ZM11 223V222H10ZM15 223V224H16ZM29 223V224H30ZM41 223V222H40ZM40 223H39V225H40ZM49 223H48V229H49V226H50V228H51V225H49ZM64 223H65V225H66V223H68V222H65L64 221ZM63 223V224H64ZM86 223H88V222H86ZM1 224V223H0ZM32 224V223H31ZM30 224V225H31ZM43 224L45 225V226H43ZM63 224H62V227H63ZM69 224V223H68ZM67 224V225H68ZM2 225V224H1ZM6 225V224H5ZM18 225V224H17ZM16 225V226H17ZM22 225V224H21ZM39 225H38V223H36V227H38V229H44L45 231H46V228H44V227H46V224L45 223H42V225H40V226H43V228H40L39 227ZM59 225H61V224H59ZM70 225V224H69ZM86 225V224H85ZM4 226V225H3ZM7 226V225H6ZM87 226V225H86ZM89 226V225H88ZM88 226L86 227L87 229H88ZM8 227V226H7ZM15 227V226H14ZM19 227V226H18ZM18 227H17V229H18ZM22 227V226H21ZM29 227V226H28ZM31 227V226H30ZM57 227V225L55 226V228ZM59 227V226H58ZM66 227V226H65ZM64 227V228H65ZM70 227V226H69ZM72 227V228H73ZM6 228V227H5ZM10 228V227H9ZM16 228V227H15ZM53 228V227H52ZM67 228V227H66ZM80 228H81V226H80ZM85 227H84V229H86ZM1 229H3V228H1ZM0 229V230H1ZM21 228H19V230H20ZM34 229H36V228H34ZM38 229H36V230H38ZM48 229H47V231H48ZM62 229V228H61ZM32 230V228L30 229V231ZM51 230V229H50ZM49 230V231H50ZM59 230V229H58ZM65 230V229H64ZM68 230V229H67ZM73 230V229H72ZM71 230V231H72ZM82 230V229H81ZM81 230H79L80 232H81ZM5 231H7V230H5ZM34 231V230H33ZM54 231V230H53ZM70 231V230H69ZM70 231V232H71ZM77 231H78V229H77ZM2 232V231H1ZM4 232V231H3ZM10 232V231H9ZM15 232H17V230L15 231ZM39 232V231H38ZM44 232V231H43ZM66 232H68V231H66ZM74 232V231H73ZM80 232H77L78 234H81ZM54 233H55V231H54ZM69 233V232H68ZM35 234H37V233H35ZM52 234H53V232H52ZM58 234V232L55 234V236ZM83 234V233H82ZM81 234V235H82ZM242 234V233H241ZM239 235V236H242V235ZM8 235V234H7ZM15 235V234H14ZM16 235H18V234H16ZM15 235V236H16ZM31 235V234H30ZM42 235V234H41ZM50 235V234H49ZM61 235V234H60ZM60 235H58V236H60ZM70 235H72V234H70ZM75 235V234H74ZM73 235V236H74ZM235 235H237V233L235 234ZM14 236V237H15ZM33 236H34V234H33ZM43 236V235H42ZM54 235H52L51 237H53ZM57 236V237H58ZM78 236V235H77ZM244 236V235H243ZM2 237V236H1ZM0 237V239H1V241H3L2 239H4V238H1ZM13 237V238H14ZM26 237V236H25ZM25 237H24V239H25ZM40 237V236H39ZM45 237H46V235H45ZM48 237V236H47ZM46 237V238H47ZM237 237H238V235H237ZM261 237V236H260ZM30 238V237H29ZM38 238V237H37ZM36 238V239H37ZM54 238V237H53ZM65 238H73V237H69V235H68V237L67 236H65ZM238 238H242V237H238ZM256 238V237H255ZM257 238H259L258 236H257ZM19 239H20V237H19ZM33 238H31V240H32ZM44 239V238H43ZM42 239V240H43ZM51 239V238H50ZM55 239V238H54ZM58 239V238H57ZM237 238H235V240H236ZM243 239V238H242ZM242 239L240 240V241H242ZM245 239V238H244ZM243 239V240H244ZM252 239V238H251ZM250 239V240H251ZM264 238L262 237V239H261V241L263 242L264 240H263ZM34 240V239H33ZM38 240L40 241V238H38ZM47 240V239H46ZM46 240H45V242H46ZM53 240V239H52ZM61 240V239H60ZM59 240V241H60ZM63 240V239H62ZM61 240V241H62ZM75 240V239H74ZM74 240H72V241H74ZM78 240H80V239H78ZM81 240H83V241H85L84 239H82L81 238ZM235 240H234V244H235ZM239 239H237V241H236V244L234 245L233 244V246H234V248H232V253H231V255H235V254H239L238 253V246H239V244L241 245V244H244V242L242 243V242H239L238 241ZM246 241H247V239H245ZM244 240V241H245ZM253 241H254V238L252 239ZM251 240V241H252ZM20 241V240H19ZM48 241V240H47ZM57 241V240H56ZM65 241V240H64ZM71 240H69V242H70ZM249 241V240H248ZM247 241V242H248ZM251 241H250V243H251ZM17 242V241H16ZM21 242V241H20ZM27 242V241H26ZM35 243H37L38 241H34ZM52 242V241H51ZM63 242V241H62ZM77 242V241H76ZM79 242V241H78ZM86 242V241H85ZM2 242H0V251H3V249L4 248H6V247H4V244L2 245L1 244ZM41 243H42V241H41ZM44 243V242H43ZM58 243V242H57ZM74 243V242H73ZM73 243H71V244H73ZM80 243H82L81 241H80ZM246 243V242H245ZM19 244V243H18ZM23 244V243H22ZM31 244V243H30ZM29 244V245H30ZM53 244V243H52ZM65 244V243H64ZM71 244H69V246L71 245ZM86 244V243H85ZM6 245V244H5ZM32 245H33V243H32ZM38 245H40V244H38ZM47 245V244H46ZM55 245H57V244H55ZM58 245H60V244H58ZM61 245H63V244H61ZM88 244H86V246H87ZM34 246V245H33ZM35 246H37V245H35ZM43 246V245H42ZM65 246V245H64ZM76 246V245H75ZM74 246V247H75ZM82 246V245H81ZM80 245H79V247H81ZM19 247H21V246H19ZM22 247H24V246H22ZM59 247H62V246H57V248L58 249H60ZM71 247V246H70ZM69 247V248H70ZM83 247V246H82ZM45 248H46V246H45ZM47 248H49V247H47ZM84 248H86L85 246H84ZM83 248V249H84ZM63 249V248H62ZM88 248H86V250H87ZM90 249V248H89ZM243 249H245L246 250V254L244 255V251H242L241 252V254H243L242 256H244V257H242V256H240V257H242L243 259H244V263L243 264H264V244H261V243H259V244H255V245H247V244H245L244 246H243ZM35 250V249H34ZM45 250V249H44ZM48 250V249H47ZM53 250V249H52ZM66 250V249H65ZM82 250V248L80 249V251ZM85 250V249H84ZM84 250H82V251H84ZM85 250V251H86ZM92 250V249H91ZM229 250H230V247H229ZM228 250V251H229ZM7 251H9V250H7ZM15 251V250H14ZM41 251H43V250H41ZM51 251V250H50ZM59 252L61 251V250H58ZM64 251V250H63ZM71 251V250H70ZM77 251V250H76ZM90 251V250H89ZM241 250H239V252H240ZM55 252V251H54ZM58 252V253H59ZM68 252V251H67ZM72 252V253H71ZM71 252H69L68 254L66 253V255H68V256H66V258H68L67 260H74V261H77L76 263H78V262H88L87 261V259L85 258V257H83L82 255H80L79 254V252L76 254H74V255H71V254H73V251H71ZM230 252H231V250H230ZM2 253V252H1ZM20 253H21V251H20ZM42 253V252H41ZM71 253V254H70ZM86 253V252H85ZM88 253V252H87ZM93 253V252H92ZM92 253H91V255H92ZM3 254V253H2ZM14 254V253H13ZM47 254V253H46ZM55 254H56V252H55ZM89 254V253H88ZM87 254V255H88ZM16 254H14V256H15ZM30 255V254H29ZM52 255V254H51ZM8 256V255H7ZM54 256V255H53ZM63 256H64V254H63ZM89 256V255H88ZM93 256V255H92ZM55 257V256H54ZM231 257V256H230ZM233 257V256H232ZM232 257H231V259H232ZM14 258H16V257H14ZM95 258V257H94ZM228 258V257H227ZM19 260H21L20 258H18ZM40 259H41V257H40ZM213 259V258H212ZM224 259V258H223ZM230 259V258H229ZM52 260H53V258H52ZM62 260V259H61ZM227 260V259H226ZM235 260V259H234ZM63 261V260H62ZM68 261V262H69ZM229 261V260H228ZM240 261V260H239ZM241 261H243V260H241ZM16 262V261H15ZM14 262V260L13 259H7V257L6 258H3L2 257V255H0V264H16ZM20 261H18V263H19ZM47 262H49V260L47 261ZM59 262H60V260H59ZM64 262V261H63ZM222 262V261H221ZM227 262V261H226ZM230 262V261H229ZM22 263V262H21ZM52 263V262H51ZM51 263H49V264H51ZM65 263V262H64ZM63 263V264H64ZM71 263V262H70ZM69 263V264H70ZM89 263H92V262H89ZM94 263H96V262H94ZM211 263V262H210ZM228 263V262H227ZM231 263H233V262H231ZM237 263H238V261H237ZM53 264V263H52ZM58 264V263H57ZM62 264V263H61ZM68 264V263H67ZM71 264H73V263H71ZM79 264V263H78ZM87 264V263H86ZM93 264V263H92ZM234 264V263H233Z\"/></svg>",
	"mask_w": 264,
	"mask_h": 264
}]
</instances>
